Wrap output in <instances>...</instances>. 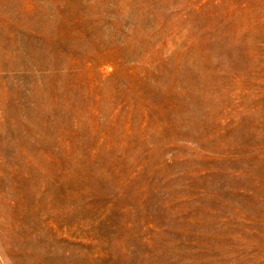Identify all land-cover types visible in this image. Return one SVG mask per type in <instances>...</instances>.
<instances>
[{"label": "rangeland", "instance_id": "374dc122", "mask_svg": "<svg viewBox=\"0 0 264 264\" xmlns=\"http://www.w3.org/2000/svg\"><path fill=\"white\" fill-rule=\"evenodd\" d=\"M0 264H264V0H0Z\"/></svg>", "mask_w": 264, "mask_h": 264}]
</instances>
